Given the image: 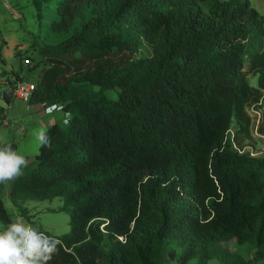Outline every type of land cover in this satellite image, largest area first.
Listing matches in <instances>:
<instances>
[{
    "label": "trees",
    "instance_id": "trees-1",
    "mask_svg": "<svg viewBox=\"0 0 264 264\" xmlns=\"http://www.w3.org/2000/svg\"><path fill=\"white\" fill-rule=\"evenodd\" d=\"M31 2L57 19L54 43L16 51L41 66L27 102L70 123L48 126L52 147L9 198L26 216V201L62 198L70 230L52 264H264V155L232 143L249 144L247 105L264 92V14L250 0Z\"/></svg>",
    "mask_w": 264,
    "mask_h": 264
},
{
    "label": "rangeland",
    "instance_id": "rangeland-1",
    "mask_svg": "<svg viewBox=\"0 0 264 264\" xmlns=\"http://www.w3.org/2000/svg\"><path fill=\"white\" fill-rule=\"evenodd\" d=\"M261 14H264V3L259 0H250ZM56 10L49 7L44 10V15L38 19L31 0H0V144H10L16 146L19 154L26 157L28 163L23 169L26 173L33 169L37 163V155L39 153V145L36 141V134L40 130H46L53 122L63 123V117L57 112H46V109L35 111V107L31 106L27 101L11 95L10 104H5L2 98V92L9 89L13 80V71H22L28 76V81L35 83V77L40 72L41 66L30 70L29 67L22 64L17 49L25 50L32 48L31 43L36 39L39 42L54 43L55 39L48 33L50 21L56 20ZM57 35V34H55ZM150 46L144 44L138 55H149ZM250 82H254V76L249 77ZM247 112L250 117V135L245 139V143H257L260 137L259 129L264 125V95H261L258 102L247 105ZM42 116H45L44 121ZM234 131V130H233ZM258 139V141H257ZM264 140V137L261 138ZM260 139V142H261ZM11 183L0 184V198L4 206L10 213L13 221L17 215L25 217V219L40 231L53 237H60L70 230L69 215L61 210L63 200L55 197L51 200H28L23 203L27 209V216L21 214L10 201L9 190ZM144 223L139 227L143 232L146 231L148 223ZM141 234V233H139ZM228 248L242 256H249L250 250L247 246L238 245L234 240L225 242ZM166 264H177L174 260H166ZM207 264H220L217 259L209 261Z\"/></svg>",
    "mask_w": 264,
    "mask_h": 264
},
{
    "label": "clouds",
    "instance_id": "clouds-1",
    "mask_svg": "<svg viewBox=\"0 0 264 264\" xmlns=\"http://www.w3.org/2000/svg\"><path fill=\"white\" fill-rule=\"evenodd\" d=\"M62 107L54 105L50 110H62ZM64 123L70 120L66 118ZM35 138L39 147H52L48 132L40 130ZM27 163L26 157L10 144H0V184L19 179ZM64 247L60 238L40 231L21 215L0 226V264H52Z\"/></svg>",
    "mask_w": 264,
    "mask_h": 264
},
{
    "label": "built area",
    "instance_id": "built-area-1",
    "mask_svg": "<svg viewBox=\"0 0 264 264\" xmlns=\"http://www.w3.org/2000/svg\"><path fill=\"white\" fill-rule=\"evenodd\" d=\"M35 83L30 82L28 80H17L13 85L10 86L9 89H7V91H10L11 95H14L22 100L28 101L31 92L34 88ZM264 95V92H263ZM59 105V104H57ZM52 106H54V104H49L43 107V109H46V112H53L52 110ZM55 112H57L58 114H60L63 117V121L67 118V113L64 111L63 107L62 110H55ZM230 135L231 140L233 139L234 133L232 131H229L228 133ZM260 138H263V135H258ZM233 143V147L239 152H248L249 155L251 156H255V155H264V140L261 139L260 145L259 146H253L251 144H247L245 146L238 147V145L232 141ZM122 239V237H120Z\"/></svg>",
    "mask_w": 264,
    "mask_h": 264
},
{
    "label": "water",
    "instance_id": "water-1",
    "mask_svg": "<svg viewBox=\"0 0 264 264\" xmlns=\"http://www.w3.org/2000/svg\"><path fill=\"white\" fill-rule=\"evenodd\" d=\"M2 98H3L4 102H5V104L9 105L10 101H11V93H10V91H7V90L3 91L2 92Z\"/></svg>",
    "mask_w": 264,
    "mask_h": 264
},
{
    "label": "crops",
    "instance_id": "crops-1",
    "mask_svg": "<svg viewBox=\"0 0 264 264\" xmlns=\"http://www.w3.org/2000/svg\"><path fill=\"white\" fill-rule=\"evenodd\" d=\"M259 1H261L262 3H264V0H259ZM40 110H43V107L41 108H35V111H40ZM46 117L45 116H42V119L44 120V121H46V120H48V119H45ZM48 123L50 124V123H53V120H50V122L48 121Z\"/></svg>",
    "mask_w": 264,
    "mask_h": 264
}]
</instances>
